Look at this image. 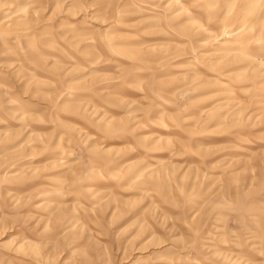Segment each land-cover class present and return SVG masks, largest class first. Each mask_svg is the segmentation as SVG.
Listing matches in <instances>:
<instances>
[{"label":"rangeland","instance_id":"1","mask_svg":"<svg viewBox=\"0 0 264 264\" xmlns=\"http://www.w3.org/2000/svg\"><path fill=\"white\" fill-rule=\"evenodd\" d=\"M24 1L0 0V264H264V63L220 45L247 20L264 55V0H185L199 25Z\"/></svg>","mask_w":264,"mask_h":264},{"label":"bare ground","instance_id":"2","mask_svg":"<svg viewBox=\"0 0 264 264\" xmlns=\"http://www.w3.org/2000/svg\"><path fill=\"white\" fill-rule=\"evenodd\" d=\"M177 1L179 2L180 6L175 7V9L172 11L173 15L176 16L180 13L182 14L183 12H185L186 13V19L184 17L185 23L188 22V23H197L198 24L199 21L197 20L196 17L193 16L194 12H193V10H191V7L189 6L190 8L188 9L187 6L185 5V0H177ZM191 1H192L191 6H193L194 9H197V11H200V12L201 11L209 12L211 9H213L217 5V0H191ZM231 3H232V1L228 0V3H227L228 6ZM26 4H27L26 1L21 2L19 4V8H20L19 10L24 11V9L26 8ZM229 9H230V7H228L226 11H229ZM222 30H223L222 33H225L226 35H228V38L230 41H226L225 43H221L220 44L221 46L222 45L224 46V44H225L227 46V48H229L228 50L232 49V50L240 51L241 52L240 53L241 55L239 56L240 60H243V61L247 60L248 62H258L259 61L262 64L264 63V55L252 54L250 52V50H248L249 47L246 44H244L245 37L248 36L250 34V32L252 33V28L250 27V24L247 20L242 21V23L239 24L238 29L236 28L234 30H230L229 26L227 24H224L222 26ZM235 42L237 43V45H235ZM161 47H162V45H161ZM151 48H152V50L155 49L154 46H152ZM263 48H264V46H263ZM259 49L264 51L262 48H259ZM112 51H113V49H112ZM200 56H201V54H199L198 57H200Z\"/></svg>","mask_w":264,"mask_h":264}]
</instances>
